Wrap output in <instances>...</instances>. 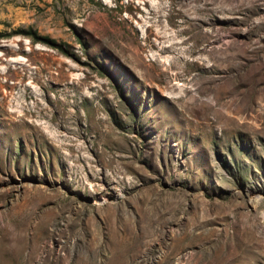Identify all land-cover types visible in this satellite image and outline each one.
<instances>
[{
	"label": "rangeland",
	"instance_id": "obj_1",
	"mask_svg": "<svg viewBox=\"0 0 264 264\" xmlns=\"http://www.w3.org/2000/svg\"><path fill=\"white\" fill-rule=\"evenodd\" d=\"M0 264H264V0H0Z\"/></svg>",
	"mask_w": 264,
	"mask_h": 264
},
{
	"label": "bare ground",
	"instance_id": "obj_2",
	"mask_svg": "<svg viewBox=\"0 0 264 264\" xmlns=\"http://www.w3.org/2000/svg\"><path fill=\"white\" fill-rule=\"evenodd\" d=\"M126 249L129 250V251L131 250L133 253H135L137 247H135L134 243L129 242V244H128Z\"/></svg>",
	"mask_w": 264,
	"mask_h": 264
}]
</instances>
